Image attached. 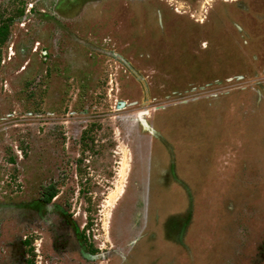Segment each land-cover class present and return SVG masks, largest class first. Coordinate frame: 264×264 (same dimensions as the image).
<instances>
[{"label":"rangeland","instance_id":"rangeland-1","mask_svg":"<svg viewBox=\"0 0 264 264\" xmlns=\"http://www.w3.org/2000/svg\"><path fill=\"white\" fill-rule=\"evenodd\" d=\"M0 264H264V0H0Z\"/></svg>","mask_w":264,"mask_h":264},{"label":"water","instance_id":"water-1","mask_svg":"<svg viewBox=\"0 0 264 264\" xmlns=\"http://www.w3.org/2000/svg\"><path fill=\"white\" fill-rule=\"evenodd\" d=\"M146 113V110H142V111H139L137 114L138 116H142V114H145Z\"/></svg>","mask_w":264,"mask_h":264},{"label":"trees","instance_id":"trees-1","mask_svg":"<svg viewBox=\"0 0 264 264\" xmlns=\"http://www.w3.org/2000/svg\"><path fill=\"white\" fill-rule=\"evenodd\" d=\"M51 196H53V194ZM51 196H50V198H51ZM50 198L49 197H46L45 198V201H49Z\"/></svg>","mask_w":264,"mask_h":264},{"label":"bare ground","instance_id":"bare-ground-1","mask_svg":"<svg viewBox=\"0 0 264 264\" xmlns=\"http://www.w3.org/2000/svg\"><path fill=\"white\" fill-rule=\"evenodd\" d=\"M138 115V114H137ZM139 117H141V116H139Z\"/></svg>","mask_w":264,"mask_h":264}]
</instances>
